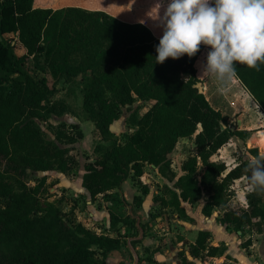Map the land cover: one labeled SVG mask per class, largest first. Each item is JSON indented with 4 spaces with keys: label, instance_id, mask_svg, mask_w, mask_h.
I'll use <instances>...</instances> for the list:
<instances>
[{
    "label": "trees",
    "instance_id": "obj_1",
    "mask_svg": "<svg viewBox=\"0 0 264 264\" xmlns=\"http://www.w3.org/2000/svg\"><path fill=\"white\" fill-rule=\"evenodd\" d=\"M73 1L63 5L60 0H0V71L5 72L0 73V248L5 254L14 264H112L110 254L123 246L121 228L138 227L134 213L130 215L136 224L112 208L115 204L132 208L122 184L131 176L140 179L149 165L162 174L171 169L179 141L190 137L197 145L191 146L183 160V173L177 178L174 174V186L165 184L164 193L155 195L162 208L184 213L182 200L192 203L207 193L203 207L207 216L221 208L220 221L239 228L254 218L264 219V195L262 201L261 194L249 193L250 200L259 198V202L248 210L236 209L232 200L235 181L242 177L248 181L251 157L231 169L226 162L213 159L233 136L245 139L251 130L232 129L221 109L201 90L196 63L205 46L194 57L185 54L156 63L160 38L143 17L144 10L151 11L153 0L142 4L133 0L131 20L84 7L82 0ZM9 34L25 49L22 54L15 52ZM40 57L46 65L45 75L36 79L24 63ZM236 72L264 108V64L260 71L237 64ZM48 75L54 84H49ZM79 75L88 84L83 102L86 118L94 122L103 140L112 142L85 163L82 180L93 200L102 195L109 203V234L67 218L62 208L44 200L46 174L35 185L28 183L31 173H68L78 164L68 147L45 136L40 122H46L64 143L84 137L78 122L73 125L77 128L74 134L65 120L57 125L52 121L53 115L70 112L65 101L53 100L56 83ZM138 100L151 101L142 116L139 107L133 109ZM126 108L132 110L131 126L125 134H115L111 125ZM258 135L264 146V130ZM249 151L252 156L260 153L258 148ZM149 191L148 183L142 185L133 202L141 206ZM164 214L160 212L156 219ZM142 226L146 233L147 223ZM210 235L199 231L189 246L193 258L222 252L219 246L208 244ZM179 254L184 264H197L186 251Z\"/></svg>",
    "mask_w": 264,
    "mask_h": 264
},
{
    "label": "rangeland",
    "instance_id": "obj_2",
    "mask_svg": "<svg viewBox=\"0 0 264 264\" xmlns=\"http://www.w3.org/2000/svg\"><path fill=\"white\" fill-rule=\"evenodd\" d=\"M61 1V0H60ZM80 1V0H78ZM71 2L74 3L72 0ZM8 39L14 45V50L17 54H22L25 49L16 44V39L13 34L7 35ZM210 50L209 47L202 53L197 61V69L198 74L202 80L201 85L203 90L210 100V102L217 108L221 109L223 114L226 116L228 123L232 126H236L237 129H249L251 130V134L248 138H243L241 136H233L225 146L219 150L218 154L214 156L219 161L225 160L228 165H233V163L239 162L241 159H246L247 157H253L250 153L251 148H258L261 152L264 150L263 142L260 141V136L258 132L260 129H264V110L261 106L249 97V93L246 87L240 82L237 81L236 77L228 84L227 89L224 93L218 91V83L210 77L208 74L203 73V65L206 62L207 52ZM45 63L42 57L40 59L32 58L31 61L24 63V67L32 74L36 79L45 75ZM1 74L5 72L0 71ZM49 84L52 85L54 82L52 78L48 75ZM88 88V84L86 81L81 79V75L78 77H74L70 81L60 80L56 83L55 92L53 95V100L56 101H65L68 105V111L71 113H66L63 116H56L53 115L52 121L57 125L62 120H65L67 123V129L74 134L77 132V128L73 127L75 122L84 121L87 116L83 108L84 102V94ZM137 103V102H136ZM136 103L133 106H136ZM150 104V103H149ZM143 111V109L141 110ZM131 110L128 108L124 110V115H122V120L115 126V130L117 132L124 131L125 134L129 127L131 126L129 121L127 120ZM73 116H77V118H72ZM238 119H242L243 123L241 126H238L237 122ZM90 121V120H89ZM91 122V121H90ZM45 133V136L48 139L56 140L60 145L64 147H68L69 155L75 156L78 164L73 169L76 171L74 174L76 175L77 179V171L84 170V165L88 160H93L99 153L101 149H104L112 144L111 141H105L101 138L100 134L96 129H92L91 139L92 142H84L82 141L83 138L78 139L74 143H64L56 138V134L54 130L51 129L46 122H40ZM80 124V123H79ZM88 129V126L85 127ZM123 133L119 135H123ZM194 137L181 139L177 145L176 150L172 154V164L171 169L166 170L160 177L162 180L165 179H172L169 186H174L175 180L173 179V175L181 173V164L183 162L182 154L190 152V148L192 146ZM82 141V142H81ZM186 146V147H185ZM227 165V166H228ZM174 170V171H173ZM73 171V170H72ZM71 171V172H72ZM202 172V167L200 168L198 174L200 175ZM46 174L48 176L46 187L44 188V192L42 196L44 200L50 201L55 203L57 206L63 209L66 214H68L67 218L76 220V222H81L85 226L92 228L95 230L94 227V219L90 215V212L87 210V199L82 195L78 194L75 195V191H70L64 184H62L60 171H46L44 173H31V178L29 180L30 185H35L39 178ZM79 174V173H78ZM146 175L142 176L140 179L136 177H129L128 179L133 180L136 189L139 191L137 194L141 193L142 185L148 183V178H157L159 174L153 173V170H149L146 167ZM23 178V177H22ZM149 184V183H148ZM160 188L159 194L164 193V186L168 183H163L164 185L161 186V183H158ZM76 190V189H75ZM207 193L202 195L206 196ZM103 198L102 195H99L96 199ZM107 205L109 203L103 198ZM232 200H236V197ZM160 204V203H159ZM110 205H112L110 203ZM78 208L79 212L75 211V208ZM140 207L137 203L133 202L132 204V212L135 214V217L138 215L141 217V224L147 223L148 227L143 239H139L140 242L135 243V247L139 254H141V261L139 264H152L153 263V256H154V249L153 244L149 243V246H144L143 240L145 236L148 235L149 238L153 239L155 237V230L154 224L157 223L156 216L160 212H164L162 206L159 205L156 207L150 214L149 220L144 221L143 216L140 213ZM109 209V207H107ZM114 211L118 212L125 218H129V220L136 224V218L130 215V207L115 204L112 206ZM109 211V210H108ZM110 216V215H109ZM105 224V223H104ZM123 223H120V225ZM103 227V225L99 224ZM122 242L123 246L121 250L114 251L110 254L109 259L111 260L112 264H135L134 255L131 252V249L128 245V239L130 238L128 234L131 233L135 234V236L140 235L139 228H129V227H122ZM97 231V230H96ZM104 230L101 233L109 234V232H105ZM98 232V231H97ZM117 234L115 233L114 236ZM127 237V238H126ZM156 249V247H155ZM0 260L2 264H14L13 259L8 257L4 250L0 248ZM200 264H202L203 259H199Z\"/></svg>",
    "mask_w": 264,
    "mask_h": 264
},
{
    "label": "crops",
    "instance_id": "obj_3",
    "mask_svg": "<svg viewBox=\"0 0 264 264\" xmlns=\"http://www.w3.org/2000/svg\"><path fill=\"white\" fill-rule=\"evenodd\" d=\"M61 1L64 3L63 5H71L72 0ZM132 1L133 0H82V4L84 7L90 9H104L112 14H115L121 19L131 20V14L133 11V6L131 4ZM134 1H136V3L142 4L147 0ZM153 2L154 4L151 11L146 13L144 10L143 17L145 18L146 23L151 26L154 34L160 38L163 34V29L158 26V22L155 21L151 16L157 13L158 6L156 5L158 2H160V0H153ZM167 2L168 0H163L164 7L167 6ZM163 10L164 9L162 7L160 9L161 15L163 14ZM207 47L208 46H205L204 51L207 49ZM236 79L245 86L238 75H236ZM246 89L249 93V97L261 106L253 93L247 87ZM136 102V106H133V109L139 107V116H142L151 105V101L138 100ZM261 108L264 110L262 106ZM142 109L143 111H141ZM122 115H124V112ZM72 118H77V116L72 115ZM120 120H122V116L111 125V130L115 134L122 133V131L117 132L115 130V126L118 125ZM90 121L85 119L84 121L78 122L80 123L84 132L82 141L88 143L92 142L90 131L95 129L94 122ZM86 126H88V129L85 128ZM218 152L215 155H217ZM187 153L188 152L182 154V160L187 157ZM215 155H213V159L217 160L214 158ZM237 164L238 162L233 163L231 166L228 164L227 165L228 168L231 169ZM147 167L149 170H153V173L157 175L159 174V177L157 176V178L155 177L152 179L148 178L150 191L144 195V200L140 207V213L143 216L144 221L149 220L151 212L160 205V202L155 198V195L159 194L160 192V186L158 183L160 182L161 186L164 185L163 183H171V181L165 179V177H163L164 180L160 178L162 177V174L159 172L157 167L152 165ZM72 170V172L70 171L68 173L60 172V176L62 178L61 183L69 188L70 191H75V195L82 194L87 199V210L90 212L92 219H94L95 230H97L99 233L103 232L104 230H106L105 232H110L109 209L107 208L108 205L103 200V198L96 199L99 195L93 200L91 198L90 192L82 184L85 167L84 170L77 171V179L76 175L74 174L76 169ZM182 173L183 170L181 169V173L177 174L176 178ZM233 189L236 193L233 197H236V200H233L234 207L236 209L244 208L248 210L251 206L253 207L258 204L259 198L250 200L247 197L249 191L247 179L245 177L237 179L233 185ZM122 191L127 201L133 204L134 196L137 194V192H139L136 189L133 180L127 179L122 184ZM207 198L208 194L203 196L198 201L192 203L182 200V207L185 210L184 213L173 207L162 208L165 214L164 216L158 217L157 223L154 224L155 237L151 239L148 235H146L145 239L143 240L144 246H149V243L153 244L154 246V260L152 264H184L179 254L180 250L186 251L190 259H193L197 264H200L199 259H195L190 255L189 246L190 244L195 243L199 231L201 230L210 232L211 235L208 239V244L219 246L222 249V252L217 256H206L205 259H203L202 264H225L226 262H235L237 264H264V219L260 220L259 218H254L252 221L244 223L240 228L232 223L225 224L220 221V218L224 212L223 209L216 207L211 216H207L203 213V207ZM74 210L77 212L81 211L77 207ZM99 224L103 225V227ZM112 235L114 234L112 233Z\"/></svg>",
    "mask_w": 264,
    "mask_h": 264
},
{
    "label": "clouds",
    "instance_id": "obj_4",
    "mask_svg": "<svg viewBox=\"0 0 264 264\" xmlns=\"http://www.w3.org/2000/svg\"><path fill=\"white\" fill-rule=\"evenodd\" d=\"M152 18L163 29L156 63L194 57L208 46L203 73L224 93L236 77V66L260 71L264 64V0H163ZM163 7V14L160 9ZM249 193L264 195V150L249 159Z\"/></svg>",
    "mask_w": 264,
    "mask_h": 264
},
{
    "label": "water",
    "instance_id": "obj_5",
    "mask_svg": "<svg viewBox=\"0 0 264 264\" xmlns=\"http://www.w3.org/2000/svg\"><path fill=\"white\" fill-rule=\"evenodd\" d=\"M201 90L204 91L202 86H201ZM242 123H243L242 122V119H238V122H237L238 126H241ZM231 128L232 129H236L237 127L236 126H232ZM196 145H197L196 142H193L192 143V146L193 147H195ZM130 209H131L130 212L133 214L131 207H130ZM136 217H137V226L139 227V230H140V235L137 236V237H130L128 239V245H129V247L131 249L132 254L134 255L135 264H139L141 254L138 253L136 247L132 244V241L134 239H143L144 238V235H145V228L141 224V217L140 216H136ZM109 262H111L110 259H109Z\"/></svg>",
    "mask_w": 264,
    "mask_h": 264
}]
</instances>
